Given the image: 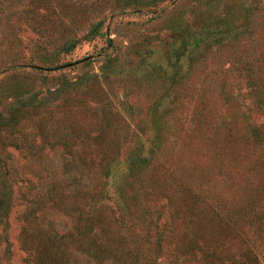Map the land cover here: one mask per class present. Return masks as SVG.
<instances>
[{"label": "rangeland", "instance_id": "rangeland-1", "mask_svg": "<svg viewBox=\"0 0 264 264\" xmlns=\"http://www.w3.org/2000/svg\"><path fill=\"white\" fill-rule=\"evenodd\" d=\"M137 255L264 264V0H0V264Z\"/></svg>", "mask_w": 264, "mask_h": 264}, {"label": "trees", "instance_id": "trees-1", "mask_svg": "<svg viewBox=\"0 0 264 264\" xmlns=\"http://www.w3.org/2000/svg\"><path fill=\"white\" fill-rule=\"evenodd\" d=\"M70 45V41H67L66 43H65V45H63L62 47L63 48H68V46ZM157 224H159V226H163L164 225V222L163 221H161V222H158ZM148 229V228H147ZM164 231V229L162 228V232ZM185 232H186V230H184ZM162 234V233H161ZM161 234H159V237H158V239H157V241L155 242L156 243V245L158 246L157 248H160L161 249V247H160V245H161V239H160V236H161ZM137 258H138V255L135 257V260L134 261H131V257L129 256V260H130V263H127V264H134V262L136 263V261H137ZM139 259V258H138ZM126 264V263H125Z\"/></svg>", "mask_w": 264, "mask_h": 264}]
</instances>
